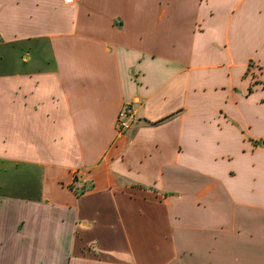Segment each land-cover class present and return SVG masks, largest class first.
Masks as SVG:
<instances>
[{
	"label": "crops",
	"instance_id": "crops-1",
	"mask_svg": "<svg viewBox=\"0 0 264 264\" xmlns=\"http://www.w3.org/2000/svg\"><path fill=\"white\" fill-rule=\"evenodd\" d=\"M252 67L264 0H0V264H264Z\"/></svg>",
	"mask_w": 264,
	"mask_h": 264
},
{
	"label": "built area",
	"instance_id": "built-area-1",
	"mask_svg": "<svg viewBox=\"0 0 264 264\" xmlns=\"http://www.w3.org/2000/svg\"><path fill=\"white\" fill-rule=\"evenodd\" d=\"M137 121L136 108L133 104H126L119 111L117 121H116V130L119 135H124L130 131L133 125Z\"/></svg>",
	"mask_w": 264,
	"mask_h": 264
},
{
	"label": "rangeland",
	"instance_id": "rangeland-1",
	"mask_svg": "<svg viewBox=\"0 0 264 264\" xmlns=\"http://www.w3.org/2000/svg\"><path fill=\"white\" fill-rule=\"evenodd\" d=\"M251 75L253 77H251V80H252V83H253V86H258V85H261L262 88H264V82H262L260 79L261 75H264V69H260V70H257V69H254L253 67L249 69V72H248V76ZM9 147V146H8Z\"/></svg>",
	"mask_w": 264,
	"mask_h": 264
}]
</instances>
